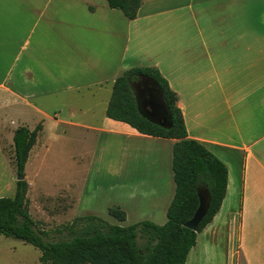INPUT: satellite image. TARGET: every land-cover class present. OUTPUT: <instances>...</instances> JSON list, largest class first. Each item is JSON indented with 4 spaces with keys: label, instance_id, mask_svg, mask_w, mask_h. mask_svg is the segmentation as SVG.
Segmentation results:
<instances>
[{
    "label": "crops",
    "instance_id": "0c3cea01",
    "mask_svg": "<svg viewBox=\"0 0 264 264\" xmlns=\"http://www.w3.org/2000/svg\"><path fill=\"white\" fill-rule=\"evenodd\" d=\"M136 66L161 71L189 137L227 166L223 204L198 235L225 231L236 264H264V0H143L135 19L106 0H0L4 142L14 152L16 129L43 127L25 178L59 143L92 161L98 214L119 206L127 225L167 222L177 140L107 116L115 80Z\"/></svg>",
    "mask_w": 264,
    "mask_h": 264
},
{
    "label": "trees",
    "instance_id": "16d2710c",
    "mask_svg": "<svg viewBox=\"0 0 264 264\" xmlns=\"http://www.w3.org/2000/svg\"><path fill=\"white\" fill-rule=\"evenodd\" d=\"M111 8L119 9L129 19L138 16L143 0H106ZM140 75L155 80L163 91L172 114V127L165 128L143 117L130 87ZM179 97L168 79L157 67L136 66L125 70L115 80L107 116L126 122L138 131L157 137L174 138L173 169L175 196L168 208V220L159 225L142 221L131 225L113 224L102 216L86 214L56 229L64 238L51 240L52 233L41 228L29 210V183L17 181L13 197H0V234L18 238L41 251L42 264H186L191 249L201 232L220 210L227 193L228 169L201 142L189 137ZM42 125L34 130L21 126L14 133L15 159L18 173L25 166L37 142ZM207 187L211 193L207 215L198 231L185 226L199 206L198 190ZM109 215L125 221L126 212L111 206ZM138 237L144 243L140 245Z\"/></svg>",
    "mask_w": 264,
    "mask_h": 264
},
{
    "label": "rangeland",
    "instance_id": "374dc122",
    "mask_svg": "<svg viewBox=\"0 0 264 264\" xmlns=\"http://www.w3.org/2000/svg\"><path fill=\"white\" fill-rule=\"evenodd\" d=\"M6 126L7 123L0 119V197H13L20 173L15 151L4 142L5 138L12 141L11 131ZM91 162L90 159L71 158L59 143H52L51 152H41L40 156L30 159L25 178L31 184L28 191L29 210L41 228L51 231V240L64 238V235L56 233V229L72 222L78 214L103 212L102 208L96 206L98 195L92 197L93 175L89 176L86 184ZM69 190L66 195L65 192ZM100 216L113 224L127 225L108 213ZM227 236L225 231L216 237L199 234L186 264H236L231 240L228 241ZM138 241L140 245L144 243L139 237ZM40 254L41 251L34 245L0 234V264H42L39 261Z\"/></svg>",
    "mask_w": 264,
    "mask_h": 264
},
{
    "label": "water",
    "instance_id": "95a60500",
    "mask_svg": "<svg viewBox=\"0 0 264 264\" xmlns=\"http://www.w3.org/2000/svg\"><path fill=\"white\" fill-rule=\"evenodd\" d=\"M130 87L136 98V103L140 114L157 125L165 128L172 127V114L164 94L158 83L147 77L140 75L137 80L130 82ZM25 174H20L17 181L24 180ZM199 206L193 216L185 223V226L198 231L200 223L207 215L211 193L207 187L198 190Z\"/></svg>",
    "mask_w": 264,
    "mask_h": 264
}]
</instances>
